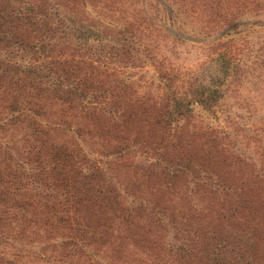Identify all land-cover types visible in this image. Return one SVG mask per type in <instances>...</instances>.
<instances>
[{"label":"trees","instance_id":"trees-1","mask_svg":"<svg viewBox=\"0 0 264 264\" xmlns=\"http://www.w3.org/2000/svg\"><path fill=\"white\" fill-rule=\"evenodd\" d=\"M83 1L0 0V246L42 244L31 261L0 248V264H264V154L195 123L221 110L234 54L144 97L115 71L137 35ZM146 1L160 26L166 6Z\"/></svg>","mask_w":264,"mask_h":264},{"label":"rangeland","instance_id":"rangeland-1","mask_svg":"<svg viewBox=\"0 0 264 264\" xmlns=\"http://www.w3.org/2000/svg\"><path fill=\"white\" fill-rule=\"evenodd\" d=\"M153 1L155 7L158 2L166 6L168 13L164 11L166 15L160 16V26L150 24L145 12L151 9L146 0L83 1L89 18L99 26L127 27L144 49L136 53L133 41V61L121 63L116 73L142 96L152 99L164 92L167 78L163 80V72L172 74L176 82L180 80L178 86L182 87V81L197 76L211 65L212 59L220 54H234L238 74L227 80V96L220 102L221 110L213 115L195 107V123L226 129L230 141L246 157L264 154V0H200L213 6L208 13L202 11L200 2L190 5L182 0ZM136 56L140 58L134 60ZM67 128V124L61 127L65 141L79 143L95 154L101 150L98 141L88 135L79 136L74 127ZM129 155L140 159L133 151ZM11 243L0 248L10 254L19 252L25 256L24 261L34 259L42 245H17L19 249Z\"/></svg>","mask_w":264,"mask_h":264}]
</instances>
